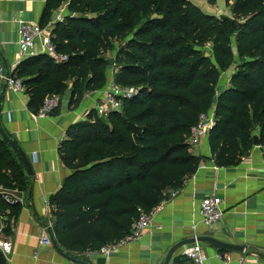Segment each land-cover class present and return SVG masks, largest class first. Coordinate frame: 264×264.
<instances>
[{
  "label": "trees",
  "instance_id": "obj_1",
  "mask_svg": "<svg viewBox=\"0 0 264 264\" xmlns=\"http://www.w3.org/2000/svg\"><path fill=\"white\" fill-rule=\"evenodd\" d=\"M225 2L238 31L190 0H45L38 25L52 27L51 43L68 60L39 54L11 73L22 81L31 114L46 96L62 99L69 89L68 109L77 110L87 94L104 87L110 66L114 85L138 89L120 112L99 118L92 110L86 121L71 124L59 144L70 174L47 205L52 235L73 258L120 243L141 214L197 171L206 158L191 154L188 139L201 115L213 110L208 146L216 167L238 166L254 146L256 128L264 146V0ZM65 5L62 20H51ZM234 48L235 71L219 91L221 74L236 62ZM110 52L113 65L105 58ZM0 188L28 189L1 138ZM21 208L0 195L7 227ZM173 264L187 263L180 256Z\"/></svg>",
  "mask_w": 264,
  "mask_h": 264
},
{
  "label": "crops",
  "instance_id": "obj_2",
  "mask_svg": "<svg viewBox=\"0 0 264 264\" xmlns=\"http://www.w3.org/2000/svg\"><path fill=\"white\" fill-rule=\"evenodd\" d=\"M45 0H0V52L12 73L20 62L18 40L23 24L38 25ZM52 15L67 14L66 5ZM50 32L52 27L44 28ZM231 72L220 83L219 91L227 88ZM114 68L106 70V83L98 91L85 96L75 111L68 109L70 89L60 103L58 115L33 121L27 110L28 96L8 89L2 101L1 123L5 133L15 140L31 163L32 177H26L28 203L21 208L16 220L5 225L4 238L11 253L3 255L6 264H75L61 252L65 251L52 235V218L48 213V199L54 195L70 174L60 161L58 147L67 128L87 120V115L102 101L113 83ZM5 81V69L0 57V91ZM213 116V110L209 112ZM254 137L258 139V128ZM260 143V142H259ZM192 155L204 157L197 171L187 178L178 195L158 206L153 223L139 241L116 246L108 257L100 252L83 253L78 260L87 264H164L168 251L182 240L210 236L222 242L242 246V252L218 250L211 244L200 243L206 264H264V146L254 145L236 167H216L210 158L208 134L190 147ZM215 193L222 199L223 218L204 226L200 203ZM48 238L50 244L42 240ZM55 241V242H54ZM184 248L172 254L167 264L183 256Z\"/></svg>",
  "mask_w": 264,
  "mask_h": 264
},
{
  "label": "built area",
  "instance_id": "obj_3",
  "mask_svg": "<svg viewBox=\"0 0 264 264\" xmlns=\"http://www.w3.org/2000/svg\"><path fill=\"white\" fill-rule=\"evenodd\" d=\"M61 20L62 16H58L54 22ZM17 45L20 61L39 54L47 55L55 63H64L68 60L67 55L59 54L56 51L54 45L51 43L50 32L45 29H41L39 25L36 24H23ZM7 89L15 94L25 93L22 81L13 77L8 79ZM137 94L138 89L135 87H120L112 83L108 87L102 101L95 106L94 112L99 118H105L112 112H120L122 101L131 99ZM60 103L61 98L59 95L50 94L46 96L38 112L36 114L30 113L31 119L33 121H37L49 116L54 109L59 107ZM212 125L213 116H209V113L201 115L197 126L192 129L188 139L190 147L196 145L201 137L208 134ZM180 189L167 191L165 200H170L176 197ZM0 195L2 199L11 206L20 205L23 208L28 204L25 199V193L19 191L18 189L0 188ZM200 204L201 221L204 226H211L223 218V202L222 199L215 193L206 196ZM157 208L158 206L149 214H141L130 229L127 236L120 243L116 245H108L102 248L99 252L105 257H108L116 246L129 244L133 241H139L144 235L145 230L153 223L154 217L158 211ZM5 221L6 217L0 216V252L7 256L11 253V246L3 236ZM42 242L47 245L50 244V240L48 238H44ZM183 257L185 258L187 264H206V256L199 242L185 246ZM223 264L228 263L224 262Z\"/></svg>",
  "mask_w": 264,
  "mask_h": 264
},
{
  "label": "water",
  "instance_id": "obj_4",
  "mask_svg": "<svg viewBox=\"0 0 264 264\" xmlns=\"http://www.w3.org/2000/svg\"><path fill=\"white\" fill-rule=\"evenodd\" d=\"M223 18H227L230 21V23L232 24L235 31H238L240 29V25L233 18H231V17H223ZM0 57L2 59L3 66L5 69V81H4L3 86L1 88V91H0V138L2 140H4L8 144V146L10 147V149L12 150L16 160L18 161L19 165L22 167L24 173L26 174V177H32L33 172H32L31 163H30L29 159L24 154V152L19 148L17 142L15 140H13L12 138H10L5 133V131L2 127V123H1L2 101H3V97L5 95V92L7 90V81L11 77V72L9 71V69L5 63L1 52H0ZM108 64L113 65V59H109ZM253 144L254 145L260 144L257 137L253 138ZM195 242L211 244L214 248H216L218 250H225V251H232V252H242L244 250V248L242 246H236V245L228 244V243L222 242L220 240H217L215 238H212L210 236L192 237V238L182 240L181 242H178L177 244H174L171 247V249L168 251V254H167L166 260L164 261V264L168 263L172 254L174 253V251H176L180 248H183L189 244H193ZM58 251L66 259H68L69 261H71L75 264H87L81 260L75 259V258L61 252L60 250H58Z\"/></svg>",
  "mask_w": 264,
  "mask_h": 264
},
{
  "label": "rangeland",
  "instance_id": "obj_5",
  "mask_svg": "<svg viewBox=\"0 0 264 264\" xmlns=\"http://www.w3.org/2000/svg\"><path fill=\"white\" fill-rule=\"evenodd\" d=\"M190 1H191V3L196 5L205 14L212 15V16H215L218 18H220V17H232L231 7L226 5L225 0H215L214 4H209L207 0H190ZM62 9L63 8H61L59 10H62ZM116 46L119 47V44H117ZM234 54H235V61H236L235 63H237L238 57L236 56L235 48H234ZM113 56H114L113 52L105 54V58H107L108 60L112 59ZM112 67L113 66H110L108 69H110ZM232 67H233V65L227 71H225L221 74V78H220V81L218 84V89L221 87L220 86L221 81H223L224 78H226L227 75L230 74Z\"/></svg>",
  "mask_w": 264,
  "mask_h": 264
}]
</instances>
